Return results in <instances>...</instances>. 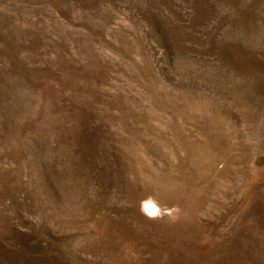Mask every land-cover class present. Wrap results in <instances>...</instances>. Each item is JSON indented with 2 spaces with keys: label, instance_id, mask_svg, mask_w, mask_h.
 <instances>
[{
  "label": "rangeland",
  "instance_id": "rangeland-1",
  "mask_svg": "<svg viewBox=\"0 0 264 264\" xmlns=\"http://www.w3.org/2000/svg\"><path fill=\"white\" fill-rule=\"evenodd\" d=\"M0 264H264V0H0Z\"/></svg>",
  "mask_w": 264,
  "mask_h": 264
},
{
  "label": "bare ground",
  "instance_id": "bare-ground-1",
  "mask_svg": "<svg viewBox=\"0 0 264 264\" xmlns=\"http://www.w3.org/2000/svg\"><path fill=\"white\" fill-rule=\"evenodd\" d=\"M158 204L152 199H147L144 203V210L150 214L155 215L159 211Z\"/></svg>",
  "mask_w": 264,
  "mask_h": 264
}]
</instances>
